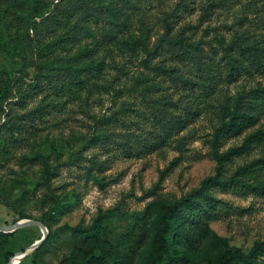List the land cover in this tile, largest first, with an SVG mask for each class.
Instances as JSON below:
<instances>
[{
	"label": "rangeland",
	"instance_id": "rangeland-1",
	"mask_svg": "<svg viewBox=\"0 0 264 264\" xmlns=\"http://www.w3.org/2000/svg\"><path fill=\"white\" fill-rule=\"evenodd\" d=\"M48 1L59 6L58 20H41L34 32H27L20 17L0 21V61H6L4 43L16 48L14 60L21 62L46 54L49 44L63 40L51 46L53 53L40 62L52 60L54 66L62 67L57 69L61 78L74 80L63 67L77 52L95 48V60L104 62V71L92 80L83 74L87 81L79 92L61 97L49 92L48 97L36 95L24 106H16L14 113L26 116L42 101L60 104L43 118L33 114L37 127L30 143L0 162V224L32 219L48 228L47 223L54 232L65 224L88 228L102 217L103 228L93 237L96 245L127 255V264H140L153 234L157 203L180 199L218 173L211 141L220 114L224 109L233 110L243 94L264 86L263 72H238L229 63V54L239 52L236 46L229 48L236 39L244 44H264V0H185L187 10L182 0H141L139 10L131 13L130 30L132 36L145 38L147 45L139 46L136 52L128 46L95 45L92 39L75 33L73 27L81 22L83 11L66 12L79 7L78 0ZM30 12L27 4L23 13ZM181 39L185 47L191 44L189 51L170 43ZM146 86L152 88L148 95L152 108L141 96ZM123 106L127 109L121 115L129 125L121 122L107 127V131L116 132L112 136L115 140L124 139L130 130L144 134L152 129L158 121L155 110L163 106L170 118L186 117L192 110L200 115L177 136H187L185 150L178 149L175 142L150 153L129 154L119 141L109 144L95 137L100 123ZM1 119L3 123L7 118L3 115ZM260 128L264 129V113L256 126L229 139L220 151L242 146L246 136ZM77 153L81 155L79 161L75 160ZM38 154L48 157L58 174H50L43 164L23 161L22 166L23 158ZM259 159H264V143L227 161L222 174L230 177L238 168ZM94 162L101 164L94 167L95 177L88 174ZM256 179L264 182V163L246 177L248 182ZM212 193L219 200L221 215L208 223L196 246H181L190 255L188 264H206L219 256L223 238L245 252L264 240V193L234 186L214 188ZM64 204L71 206L65 208ZM138 222L142 227L140 239L130 251L128 234ZM42 236V229L36 226L21 228L9 237L0 236V263L6 262L8 253L24 251ZM85 236L58 230L40 257L33 253L20 264H70L72 251L83 245ZM94 255H101V250L96 249Z\"/></svg>",
	"mask_w": 264,
	"mask_h": 264
},
{
	"label": "trees",
	"instance_id": "trees-1",
	"mask_svg": "<svg viewBox=\"0 0 264 264\" xmlns=\"http://www.w3.org/2000/svg\"><path fill=\"white\" fill-rule=\"evenodd\" d=\"M81 4L77 8L69 9L68 15L74 12L83 11L81 22L78 21L73 27L75 33L93 40V44L106 46L118 45L128 46L130 50L136 52L139 46L147 45L145 38H139L131 35L130 25L132 22V11L139 10L141 0H78ZM97 1V2H95ZM58 3V2H57ZM31 8L30 14L25 15L23 9L26 5ZM53 5V6H52ZM183 9H188V3L182 0ZM58 7V8H57ZM59 9L53 2L48 0H0V21L9 16L16 19L21 18L24 22L27 32H34L37 23L51 19L56 22V12ZM65 12V11H64ZM82 23V24H81ZM170 31V30H169ZM76 37V36H75ZM63 40L52 42L47 47L46 54L38 56L36 59L28 61L23 58L21 62L14 60L16 48H11L4 43L6 51V61H0V162L3 159H10V155L22 149L29 144L32 136L36 134V127L32 116L35 113L43 118L50 113L51 108H59V103L48 101L40 104L35 110L27 112L26 116L15 114L16 106H24L28 100L36 95L48 97L49 92L61 97L69 92H79L84 87L86 79L82 76L86 73L87 78L92 80L98 77L104 71V62H96L95 48L77 52L72 59L68 60V75L73 76L74 80L61 78V73L57 69L62 67L54 66V62L42 61L40 59L49 56L52 52L51 46L59 44ZM172 44L185 47L184 40H172ZM191 44L187 43L186 50L189 51ZM236 46L238 53L229 54L231 56L229 63L233 70L237 69H255L264 73V44L262 42H253L244 44L236 39L229 48ZM184 51V52H185ZM239 54V55H238ZM242 56V58H240ZM237 63V64H236ZM32 68V70H30ZM52 72H56L52 74ZM90 83V82H88ZM136 91V86L131 87ZM130 90V89H129ZM151 87L146 86L141 92V96L149 107H154L150 98ZM138 92V91H137ZM16 99V101H13ZM124 106L108 118L101 122V127L96 130V139L110 144L112 141H119L126 153H136L142 155L161 149L167 145L178 142V149H186L187 136H177L186 128L190 121H194L199 115V111H190L186 117L174 115L168 117L169 110L160 107L155 110L157 120L152 129H148L144 134L139 132H126L125 138L115 140L112 136L115 131H107V127L118 125H129V122L123 119ZM223 114L219 116L217 126L211 141L213 154L219 162L218 173L203 180L200 187L188 193L187 195L175 201L160 200L156 207V216L153 221V234L146 243L142 252V261L140 264H188L190 255L181 247L189 245L194 247L203 237L208 223L220 217L218 207L219 200L212 193L214 188H226L229 186L238 187L248 192L264 193V182L255 180L248 182L246 177L251 169L256 165L264 163V159H259L238 170L230 177L225 178L222 174L225 163L235 156H241L249 153L255 145L264 143V129L260 128L248 134L242 146L230 148L221 152V147L232 137L243 135L247 130L256 126L264 113V86H259L251 90L248 94H243L236 99L233 110L224 109ZM6 116V121L1 122L2 116ZM35 129L32 130V124ZM109 129V128H108ZM133 138V139H132ZM80 153L76 154V161L80 160ZM28 161L30 164H43L47 167L50 174H58L50 165L48 157L38 154L35 157H25L22 159V166ZM95 165L101 164L94 162L89 168L88 174L95 177L93 173ZM70 204H64L63 207L69 208ZM144 215L140 219L143 220ZM49 236L45 242L35 250L34 257H40L49 247L50 243L56 237L58 230H68L76 235H86L83 245L75 248L70 256V264H127V255H121L116 249H108L96 245L93 237H98V232L103 228L102 217L98 218L92 226L83 228L81 226H70L65 224L52 232L50 226ZM141 222L129 232V243L127 249L133 251L134 244L139 241ZM13 233L0 232V236L9 237ZM223 251L216 258H210L206 264H264V240L256 242L249 251L245 252L241 248L231 246L227 239H221ZM96 249L101 250V255H94ZM15 254L8 253L4 264ZM91 256V257H90ZM90 257V258H89ZM1 264V263H0Z\"/></svg>",
	"mask_w": 264,
	"mask_h": 264
},
{
	"label": "water",
	"instance_id": "water-1",
	"mask_svg": "<svg viewBox=\"0 0 264 264\" xmlns=\"http://www.w3.org/2000/svg\"><path fill=\"white\" fill-rule=\"evenodd\" d=\"M27 226H36L42 228L43 236L38 241H36L32 246L26 248L24 251H20L16 253L13 257H11L9 264H20L22 260L33 254L35 250L38 249L48 238L49 230L41 221L32 220V219H23L19 222H16L13 225L0 224V232H4V233H14L15 231L21 228H25Z\"/></svg>",
	"mask_w": 264,
	"mask_h": 264
},
{
	"label": "bare ground",
	"instance_id": "bare-ground-1",
	"mask_svg": "<svg viewBox=\"0 0 264 264\" xmlns=\"http://www.w3.org/2000/svg\"><path fill=\"white\" fill-rule=\"evenodd\" d=\"M42 229V228H41Z\"/></svg>",
	"mask_w": 264,
	"mask_h": 264
}]
</instances>
